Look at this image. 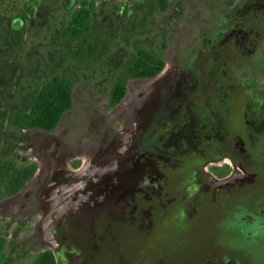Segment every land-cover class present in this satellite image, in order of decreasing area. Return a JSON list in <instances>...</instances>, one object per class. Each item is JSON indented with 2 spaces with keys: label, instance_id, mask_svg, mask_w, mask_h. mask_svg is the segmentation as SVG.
Listing matches in <instances>:
<instances>
[{
  "label": "flooded vegetation",
  "instance_id": "obj_1",
  "mask_svg": "<svg viewBox=\"0 0 264 264\" xmlns=\"http://www.w3.org/2000/svg\"><path fill=\"white\" fill-rule=\"evenodd\" d=\"M215 1L205 25L187 18L186 0L173 7L194 35L173 62L171 22L156 17L170 0H88L79 7L94 4L96 37L77 50L89 42L93 54L71 64L58 28L27 55L21 44L13 71L2 65L4 114L6 98L12 108L75 82L54 129H21L23 150L0 151V164L9 154L29 169L0 197V264H264V0ZM139 45L159 63L140 68ZM81 76L122 108L113 123H94L86 143L62 128ZM224 165L229 174L216 176Z\"/></svg>",
  "mask_w": 264,
  "mask_h": 264
},
{
  "label": "rangeland",
  "instance_id": "obj_2",
  "mask_svg": "<svg viewBox=\"0 0 264 264\" xmlns=\"http://www.w3.org/2000/svg\"><path fill=\"white\" fill-rule=\"evenodd\" d=\"M87 1L79 0L78 6L84 5V2L87 3ZM178 1L170 0L171 8L169 11L156 14L157 18L159 17L163 21L167 20L171 22L170 44L166 53V60L168 62L175 60L178 48L183 53H187L189 43L194 38L193 30L189 29L190 27L186 26L182 20L189 25L191 22L185 18L181 20L182 13L180 14V12L175 11L173 8L177 5ZM95 3L97 5L98 0H95ZM186 4L188 6L187 18L196 20L200 25H205V23L208 24L209 16L213 14L210 11L217 3L215 0H186ZM69 5V0H0V16L12 18L15 29L28 26L27 36L23 40L21 52L27 55L29 52H32V47H34L33 45L37 41L51 38L55 30L60 27L59 23L61 19L67 16V7ZM31 14H34V19H29ZM23 20H26V23ZM49 27L53 30H48L47 28ZM82 79L83 76H81V79L76 84L74 91L75 104L69 115L65 118L62 128L69 130L71 139H81L82 143H86L95 139L93 132L90 131V127L95 126L93 125L94 123L106 125L113 123L114 120L120 119L122 108H110L108 106L110 95L108 90L102 92L103 90L95 88L93 83H89V79L86 81ZM134 87L135 84L131 83V89H134ZM11 100L15 103L18 101L17 98ZM3 128H5L4 132L7 135V140L10 136L23 138L21 129L10 127L9 124L7 126L4 125ZM16 146L17 150H23L25 144L22 143L21 147L20 144ZM21 154L23 156L26 155L24 152ZM27 154L28 156L30 155V153ZM229 172L230 169L227 165L219 166L214 170L216 176L222 178L227 176ZM235 194L241 195V190L233 193V196ZM25 258L26 256L23 254L22 263L28 262L27 258Z\"/></svg>",
  "mask_w": 264,
  "mask_h": 264
},
{
  "label": "trees",
  "instance_id": "obj_3",
  "mask_svg": "<svg viewBox=\"0 0 264 264\" xmlns=\"http://www.w3.org/2000/svg\"><path fill=\"white\" fill-rule=\"evenodd\" d=\"M78 1L79 0H72L71 4L67 7V16H64L60 21L63 26H60L59 29L57 28L59 32H62V29H66L68 33L66 37L69 39L68 47L71 64L82 59V54L94 53V46H92L91 43L89 44V42H86L85 44L87 45L85 46L90 47L92 49L90 51H80L77 50V47L80 48L78 44L82 43L84 39L96 37L95 31L87 26L88 23L95 20L93 17L94 4L92 3L90 7L84 6L80 8L78 6ZM33 15L34 14H31L29 19H34ZM23 21L26 23V20ZM3 22L4 24H2ZM27 32L28 26L15 29L12 18L0 16V68L4 64L6 71L14 70L16 55L18 54L19 47H21L23 40L27 36ZM58 37H62V35L60 34ZM149 46L146 49L145 46L142 45L135 47L134 55L139 54L147 56V59L141 63L144 64V66L141 65L140 68L147 67L146 64L151 66L159 63V60L154 57L158 52L153 50V46H150V48ZM6 80L7 83L13 81L12 74L7 75ZM74 82L75 78L70 76L67 92L64 91V84L62 81L50 87H46L44 90L31 92L21 105L19 104L16 106L15 103L13 104L16 108L13 106L11 108L6 98L7 107L5 108V114L0 111V151L2 149L14 151L17 147V136H10L7 140L5 132L4 134L2 133L1 128L4 125L7 126V124H9L10 127L19 129L40 128L47 131L54 129L61 114L69 110L73 105ZM6 94L7 96L12 95L13 92L8 88L6 89ZM4 140L5 146L3 147L2 144ZM8 156L9 154H6L4 162L0 164V197L14 192L15 190L11 189V185H13L15 181H19L18 177L29 171L28 168H24L23 166L19 167L13 162V158L11 159ZM29 174L31 173L29 172ZM23 183L24 179L21 180V184Z\"/></svg>",
  "mask_w": 264,
  "mask_h": 264
},
{
  "label": "water",
  "instance_id": "obj_4",
  "mask_svg": "<svg viewBox=\"0 0 264 264\" xmlns=\"http://www.w3.org/2000/svg\"><path fill=\"white\" fill-rule=\"evenodd\" d=\"M92 167H93V163L92 162H89V163H87L85 165V168L83 169V171H86L88 169H91ZM103 167L106 168L105 171H103V172H106V171L109 172L112 169V164H111V162L110 163H104L103 164ZM56 197H58V196L56 195ZM54 200H55V202L52 204V207H56L57 206V199H54ZM47 218H48V215L45 217V219L41 223L43 226L46 224V219Z\"/></svg>",
  "mask_w": 264,
  "mask_h": 264
}]
</instances>
